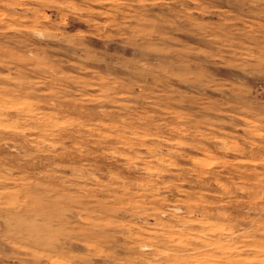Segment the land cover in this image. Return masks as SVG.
<instances>
[{"label": "rangeland", "instance_id": "rangeland-1", "mask_svg": "<svg viewBox=\"0 0 264 264\" xmlns=\"http://www.w3.org/2000/svg\"><path fill=\"white\" fill-rule=\"evenodd\" d=\"M0 264H264V0H0Z\"/></svg>", "mask_w": 264, "mask_h": 264}]
</instances>
